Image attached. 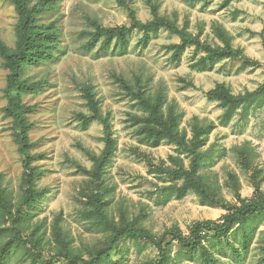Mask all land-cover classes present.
<instances>
[{"label": "rangeland", "instance_id": "374dc122", "mask_svg": "<svg viewBox=\"0 0 264 264\" xmlns=\"http://www.w3.org/2000/svg\"><path fill=\"white\" fill-rule=\"evenodd\" d=\"M40 1L47 6L38 24L56 33L57 50L52 59L23 68L22 81L35 90L19 95L23 105L34 107L29 138L34 165L42 173L40 194L17 226L0 209L3 264H69L65 256L85 264L116 237L102 219L118 230L132 226L155 238L177 231L189 237L198 222H220L228 208L264 202V104L251 109L246 120L237 115L223 127V110L210 98L219 85L234 95L264 85V0H125L141 22L154 19L152 1L161 17L213 47H223L214 30L223 27L233 48L259 63L225 59L206 71L194 68L205 56L194 57V48L173 60L169 47L180 39L166 30L147 48L138 31L124 50L103 41L90 48L94 22L105 28L130 25L128 8L117 0H31L30 8ZM18 21L15 7L0 0V38L11 49ZM7 76L0 58V193L15 215L26 185L17 127L6 112ZM86 90L103 114H111L115 149L107 159L104 127L94 122L83 130L77 120L91 114ZM132 92L153 101L164 94L166 109L176 105L183 114L180 130L188 140L196 120L217 126L202 150L198 174L208 194L205 202L195 191L182 192L180 168L189 170L191 155L168 142L154 147L146 141L138 123L147 114ZM17 227L23 242L16 238ZM204 237L192 250L168 237L166 264H264V213L251 215L246 227L237 225L224 237ZM157 260L154 245L123 233L101 264Z\"/></svg>", "mask_w": 264, "mask_h": 264}, {"label": "trees", "instance_id": "16d2710c", "mask_svg": "<svg viewBox=\"0 0 264 264\" xmlns=\"http://www.w3.org/2000/svg\"><path fill=\"white\" fill-rule=\"evenodd\" d=\"M11 3L18 14L19 21L17 25V42L14 49L9 48L0 38V58L5 62L8 71L7 87L5 95L8 98L9 106L6 112L9 118L13 119L17 127L16 141L19 154L22 156V166L24 170V178L26 190L20 208L14 215L9 203L0 193V209L14 221L17 226L25 217L22 211L31 208L36 199L39 197L38 180L41 172L34 165L36 156L31 155L32 144L30 142L29 133L31 125L28 121V115L34 111V107H28L22 104L20 93L35 90L34 86L26 85L22 79V70L26 65L38 64L53 58V52L57 50L55 42L57 35L50 27L38 24V14L46 8V1H40L36 6L30 8L31 0H5ZM120 4L126 6L129 12L130 25L116 28H105L94 22L95 32L91 34L89 47L94 48L99 42L103 41L104 45L112 42L119 50H124L129 46L130 37L136 31L142 33L140 44L143 48H147L151 41L156 38L162 30L169 31L180 39L179 44L171 45L169 49L173 52V60L179 61L189 48H194V57L199 54L205 55L198 62L194 63V68L200 71H206L218 62L225 59L242 58L245 64H249L250 59L243 56L241 51L235 50L232 46V37L223 27H215L216 36L223 43V47H213L201 41L200 35L194 36L188 28H180L176 23L161 17L159 6L148 1L154 19L151 22L143 23L138 17L134 9L128 7L125 0H117ZM227 3L230 0H225ZM259 66V63H251ZM190 86L193 87V84ZM87 106L90 115L80 114L77 117L83 130L89 129L94 122L100 123L104 127L105 137L103 141L106 143L105 157L112 155L115 149V141L113 137V127L111 123V114H103L96 96L91 91L86 90ZM133 96L139 101L140 106L147 114L144 118L139 119L142 127V133L147 142L154 147L160 146L163 142H168L177 146L191 155L192 161L189 170L180 168V178L184 180L182 188L183 194L189 191L198 193L205 202L208 198L207 191L202 185L198 174L201 164L205 158L203 148L208 144L209 137L217 128L215 123L202 124L198 120L192 127V138L187 139V135L181 132V122L183 114L178 111L176 105H171L166 109L167 101L164 94H158L153 101L147 98L143 93H133ZM210 98L219 103V107L223 110L220 119V125L227 127L233 119L240 115L242 120H246L251 109L261 108L264 104V85L254 92H248L243 95L232 94L224 85H219L211 94ZM264 213V202H247L239 207L228 208V214L220 222H198L191 231V235L186 237L182 232L166 233L161 238H155L142 231L135 230L132 226L118 230L108 221L102 219V223L111 228L115 233V239L110 242L107 248L101 250L91 261L85 264H101L105 257H109L110 252L114 248L118 238L127 233L135 241H147L154 245L158 250V260L152 264L167 263V238L170 237L174 241L179 242L188 250L194 249L197 245L202 244L204 236L213 235L215 237H224L232 231L237 225L241 228L246 227L251 215ZM16 238L23 242L21 230L17 227ZM44 260V258L40 257ZM65 260L69 264H78L77 258H69L65 256ZM4 258L0 257V264H3ZM42 264H53L42 263Z\"/></svg>", "mask_w": 264, "mask_h": 264}]
</instances>
